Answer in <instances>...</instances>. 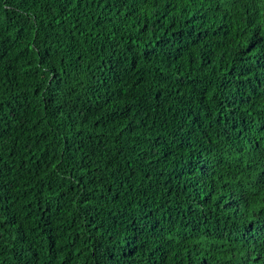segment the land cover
Here are the masks:
<instances>
[{"label":"trees","instance_id":"obj_1","mask_svg":"<svg viewBox=\"0 0 264 264\" xmlns=\"http://www.w3.org/2000/svg\"><path fill=\"white\" fill-rule=\"evenodd\" d=\"M0 264H264V0H0Z\"/></svg>","mask_w":264,"mask_h":264}]
</instances>
